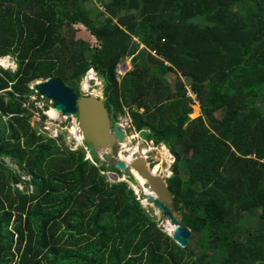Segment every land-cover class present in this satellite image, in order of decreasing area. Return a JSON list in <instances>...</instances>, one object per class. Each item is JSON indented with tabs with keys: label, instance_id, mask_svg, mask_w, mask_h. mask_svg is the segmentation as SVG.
<instances>
[{
	"label": "trees",
	"instance_id": "obj_1",
	"mask_svg": "<svg viewBox=\"0 0 264 264\" xmlns=\"http://www.w3.org/2000/svg\"><path fill=\"white\" fill-rule=\"evenodd\" d=\"M87 1L0 0V59L17 65L0 67V264H264V0H106L109 16ZM91 69L109 113L175 157L167 182L186 249L128 182L108 181L122 173L89 143L95 163L31 125L46 119L34 82L60 78L81 96Z\"/></svg>",
	"mask_w": 264,
	"mask_h": 264
},
{
	"label": "rangeland",
	"instance_id": "obj_2",
	"mask_svg": "<svg viewBox=\"0 0 264 264\" xmlns=\"http://www.w3.org/2000/svg\"><path fill=\"white\" fill-rule=\"evenodd\" d=\"M100 2H103L106 0H99ZM100 2L98 0H92V1H87L86 5L89 10L95 15V16H100V13L105 11L104 7L100 5ZM104 4V3H103ZM106 5V4H104ZM100 7V9H99ZM76 30L79 31L78 37L83 38L86 41L90 42L93 46L98 45V41L95 40L91 32L82 26H76ZM93 41V42H92ZM142 47V45H141ZM145 48V45L142 47V49ZM151 54L153 55V52L151 51ZM154 56V55H153ZM1 60V59H0ZM14 57H9L8 60V66H4L3 64L0 63V67L15 71L17 69V65L14 61ZM129 63L128 59L123 60L119 65L117 69V77L118 81L120 80L121 77H123L126 72L123 68V65L125 63ZM132 64V62H131ZM133 69V66H132ZM130 71V70H129ZM128 71V72H129ZM170 83L174 85L176 81V76L174 74L169 75L168 77ZM185 82V80H184ZM89 86L88 89H86V86ZM80 90L82 92V95H94L98 97H103L105 98V84H104V78L99 76L96 71L93 69L87 72V74L82 78L81 83H80ZM193 98V97H192ZM33 101H36V105L39 109L42 110L43 115L46 116V119L42 118V115L38 112L34 114V116L31 119V125L36 128L40 133L45 134L49 137H52L54 139H59L58 143L60 145H64L65 147H68L71 150H79L83 149L86 153V159H90L92 162L95 163L94 158L91 154L92 148L86 143V141L83 138L82 132L79 128L78 121H77V116L75 115L74 117H66L62 114H59L58 118H52L50 116V111L54 108V105L50 100L44 99L41 96H33L32 97ZM194 100V99H193ZM192 100V101H193ZM258 105L263 108L264 110V102H258ZM194 107V105H191V107ZM201 110V106H198V108L193 110V114L191 115V119L195 120L198 119L199 116L202 117L201 114L197 115L196 110ZM217 119H221L222 115L221 113H216ZM120 124H122V129L124 132L127 134L128 139L124 141H119L113 148V150L110 149H95V152L102 164H106L108 168H110L112 165H116L118 162V159L114 156H119L122 151L125 149L123 148V144H126L129 148H134L135 146L138 147L137 154L133 156H129L130 158L138 157L140 155H145L148 158V163L149 166H151L153 169L160 165V173L162 176L169 177L171 178L173 176V165H175V157L172 155L170 150L164 145H155L153 141H147L144 137L143 132H137L133 127H132V121L129 117V115H118V118L116 119ZM73 129H75L73 131ZM82 137V138H81ZM61 138V140H60ZM163 146L167 148L166 154H164ZM123 149V150H122ZM144 150H146V154L144 153ZM129 151H124L123 155H129ZM170 153V154H169ZM7 162L10 167H13L16 171L18 170L17 167L9 160L7 159ZM110 173L117 174L119 181L125 179L127 181L129 180V174L130 171H121L122 174H119L117 171H105L104 174L107 175L108 181L115 183L114 178L110 175ZM181 178L183 180H187V177L184 173H181ZM137 179V178H136ZM131 182V181H130ZM128 182V184L130 183ZM140 180L137 179V182H131L129 184V187L134 190V193L137 196V199L140 200L141 204L144 206V208L147 209V211L151 214L152 217L156 218V222L159 223V226L163 229L164 232L167 233V235L171 236L173 234H170L168 232L167 228H171L174 230V228L170 225L169 220L167 217H164L162 213H160L154 205L150 203V201L146 198V195L150 194L155 196L153 192H149L148 190H152L147 184L146 188L148 190H145V186L143 187L141 183H139ZM141 186H140V185ZM20 189H24L22 185H19ZM261 217V214H260ZM178 223H181V218L176 217ZM259 221L258 215L254 216V219H252V224L253 226H257V222ZM243 225L247 226L246 222L243 223ZM169 236V237H170ZM191 241V240H190ZM201 239L196 238V241L193 243L194 249L197 248L200 244ZM199 250L197 251V253Z\"/></svg>",
	"mask_w": 264,
	"mask_h": 264
},
{
	"label": "water",
	"instance_id": "obj_3",
	"mask_svg": "<svg viewBox=\"0 0 264 264\" xmlns=\"http://www.w3.org/2000/svg\"><path fill=\"white\" fill-rule=\"evenodd\" d=\"M31 89L35 90L42 98L50 100L57 113L68 118L76 115L83 138L93 149L113 150L119 141L128 139L122 129V124L109 113L105 104L107 98L96 97L92 94L79 96L60 78L38 80L32 84ZM114 157L118 159L116 167L120 171L129 170L136 182L134 171L146 180L147 185L155 194V196L148 194L146 198L164 217L168 218L170 225L174 228L173 235H169L172 240L180 248L186 249L190 244L192 232L182 223H178L176 219V217H182L174 208V199L167 182L169 177L165 178L161 174H154L145 155L135 157L131 163H126L118 155ZM110 175L114 178L115 183L130 182L125 179L119 181L117 174L110 173ZM176 176L177 174L174 173L173 177Z\"/></svg>",
	"mask_w": 264,
	"mask_h": 264
},
{
	"label": "bare ground",
	"instance_id": "obj_4",
	"mask_svg": "<svg viewBox=\"0 0 264 264\" xmlns=\"http://www.w3.org/2000/svg\"><path fill=\"white\" fill-rule=\"evenodd\" d=\"M8 60H9V57H6V58H3V59H1L0 60V63L1 64H3L4 66H8ZM89 88V86L87 85L86 86V89H88ZM94 96V95H93ZM96 97H98V96H96ZM198 113H199V110L197 109L196 110V114L198 115ZM50 116L52 117V118H58L59 116V114L54 110V108L50 111ZM75 129H73V131H74ZM82 138V137H81ZM123 148L125 149L124 151H128V150H130L129 151V155H123V152L124 151H122L121 153H120V158L121 159H123L126 163H131L133 160H134V156L137 154V152H139L138 151V147L137 146H135L134 148H129L128 149V146L126 145V144H123ZM123 150V149H122ZM162 150H164V154H166V152L165 151H167V148L165 147V146H163V149ZM140 153V152H139ZM147 152H146V150H144V153L143 154H146ZM170 154V153H169ZM129 156H133L132 158H130ZM160 170H161V168H160V165H158V166H156L154 169H153V171H154V174H156V175H158L159 173H160ZM134 173V175L136 176V178L138 179V180H140V182L139 183H141L142 184V186L144 187L145 186V190H148V188H146V180L145 179H143L141 176H139L138 175V173L137 172H133ZM140 185V184H139ZM141 186V185H140ZM149 192H152L150 189L148 190Z\"/></svg>",
	"mask_w": 264,
	"mask_h": 264
},
{
	"label": "crops",
	"instance_id": "obj_5",
	"mask_svg": "<svg viewBox=\"0 0 264 264\" xmlns=\"http://www.w3.org/2000/svg\"><path fill=\"white\" fill-rule=\"evenodd\" d=\"M98 2H100L99 0H98ZM100 3H103V2H100ZM99 9H100V7H99ZM101 10V9H100ZM102 13H105V12H102ZM106 14V16H109V14L108 13H105ZM94 15V14H93ZM94 38H95V36H93ZM95 40L97 41V39L95 38ZM93 42V41H92ZM140 42V41H139ZM142 45V47L144 46V44H141ZM141 47V48H142ZM146 47V46H145ZM8 57H11V56H8ZM128 59V61H129V63L127 62V63H125L124 65H123V68H124V70H125V72L127 73L129 70H131L132 69V64H131V58H127ZM92 70V69H91ZM176 76V75H175ZM187 90L188 91H190V89L189 88H187ZM192 105H194V107L192 106V110H194V109H196V108H198V106H200V103H198V102H194L193 101V103H192ZM195 111V110H194ZM194 113H196V112H194ZM193 114V113H192ZM191 114V115H192ZM199 114H201L202 115V112H201V110L199 111V113H198V115ZM191 115H190V118H191ZM201 116H199L198 118H200ZM192 120V119H191ZM196 120V119H195Z\"/></svg>",
	"mask_w": 264,
	"mask_h": 264
},
{
	"label": "built area",
	"instance_id": "obj_6",
	"mask_svg": "<svg viewBox=\"0 0 264 264\" xmlns=\"http://www.w3.org/2000/svg\"><path fill=\"white\" fill-rule=\"evenodd\" d=\"M100 5L101 6H103L104 7V9H105V11H103V12H105V13H108V10H107V8H106V6L103 4V3H100ZM153 52V55L154 56H157V53H156V51H152ZM190 99H194L193 101L194 102H198L199 103V100H198V98H197V95H195V94H193L191 91H188V95H187ZM193 97V98H192Z\"/></svg>",
	"mask_w": 264,
	"mask_h": 264
},
{
	"label": "flooded vegetation",
	"instance_id": "obj_7",
	"mask_svg": "<svg viewBox=\"0 0 264 264\" xmlns=\"http://www.w3.org/2000/svg\"><path fill=\"white\" fill-rule=\"evenodd\" d=\"M80 92H81V90H80ZM81 95H82V92H81ZM150 168H152V167L150 166Z\"/></svg>",
	"mask_w": 264,
	"mask_h": 264
},
{
	"label": "clouds",
	"instance_id": "obj_8",
	"mask_svg": "<svg viewBox=\"0 0 264 264\" xmlns=\"http://www.w3.org/2000/svg\"><path fill=\"white\" fill-rule=\"evenodd\" d=\"M89 72V71H88Z\"/></svg>",
	"mask_w": 264,
	"mask_h": 264
}]
</instances>
